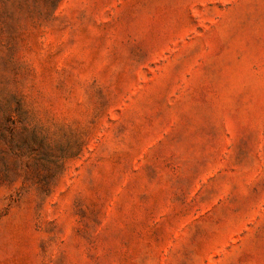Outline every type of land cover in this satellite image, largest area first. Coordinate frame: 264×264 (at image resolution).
I'll list each match as a JSON object with an SVG mask.
<instances>
[{
	"label": "rangeland",
	"instance_id": "1",
	"mask_svg": "<svg viewBox=\"0 0 264 264\" xmlns=\"http://www.w3.org/2000/svg\"><path fill=\"white\" fill-rule=\"evenodd\" d=\"M0 264H264V0H0Z\"/></svg>",
	"mask_w": 264,
	"mask_h": 264
},
{
	"label": "trees",
	"instance_id": "2",
	"mask_svg": "<svg viewBox=\"0 0 264 264\" xmlns=\"http://www.w3.org/2000/svg\"><path fill=\"white\" fill-rule=\"evenodd\" d=\"M62 166V163L60 164V167Z\"/></svg>",
	"mask_w": 264,
	"mask_h": 264
}]
</instances>
